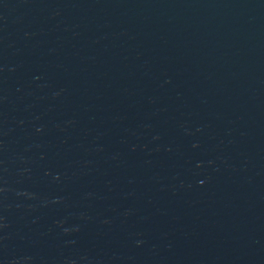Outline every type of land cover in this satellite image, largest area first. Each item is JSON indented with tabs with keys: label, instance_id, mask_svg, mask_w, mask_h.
<instances>
[{
	"label": "water",
	"instance_id": "obj_1",
	"mask_svg": "<svg viewBox=\"0 0 264 264\" xmlns=\"http://www.w3.org/2000/svg\"><path fill=\"white\" fill-rule=\"evenodd\" d=\"M0 264H264V0H0Z\"/></svg>",
	"mask_w": 264,
	"mask_h": 264
}]
</instances>
